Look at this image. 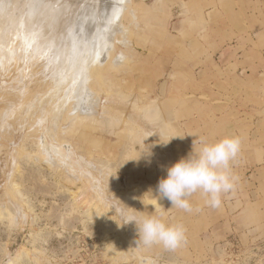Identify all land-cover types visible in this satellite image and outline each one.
Listing matches in <instances>:
<instances>
[{"label": "rangeland", "instance_id": "1", "mask_svg": "<svg viewBox=\"0 0 264 264\" xmlns=\"http://www.w3.org/2000/svg\"><path fill=\"white\" fill-rule=\"evenodd\" d=\"M210 1L131 0L74 93L47 78L36 90L43 59L22 84L0 61V264H264V0ZM236 43L255 63L240 78L220 55ZM226 136L241 143L219 206L200 191L190 211L156 203L167 167ZM149 214L184 227L179 248L144 245L122 223Z\"/></svg>", "mask_w": 264, "mask_h": 264}, {"label": "bare ground", "instance_id": "2", "mask_svg": "<svg viewBox=\"0 0 264 264\" xmlns=\"http://www.w3.org/2000/svg\"><path fill=\"white\" fill-rule=\"evenodd\" d=\"M130 3L131 0H0V61L4 66L15 65L19 69L23 75L17 80L22 84L28 78L29 68L43 59L44 75L38 82V91L45 85L44 78L49 79L48 90L50 82L53 90L63 87L61 94L74 93L80 85L87 89L99 70L104 46L111 41V16ZM116 31H121L120 24L115 26L112 35ZM97 50L98 56L85 67ZM60 83L63 84L59 86ZM85 92L93 109L97 97ZM43 97H46L43 102L48 101L46 94ZM89 111L91 115L95 112ZM45 151L52 159L53 154L60 153V148L46 144Z\"/></svg>", "mask_w": 264, "mask_h": 264}, {"label": "clouds", "instance_id": "3", "mask_svg": "<svg viewBox=\"0 0 264 264\" xmlns=\"http://www.w3.org/2000/svg\"><path fill=\"white\" fill-rule=\"evenodd\" d=\"M240 143V139L235 136H226L214 143L201 139L198 151L192 148L187 156L167 167L166 175L158 180L156 186V203L159 204L160 198H166L171 202V207L190 211L187 197L200 191L207 196L211 206H219L221 193L233 187L228 167L229 162L239 153ZM120 212L123 216V209ZM122 223H133L138 239L144 245L159 244L167 250H175L185 241L182 225H168L150 214L139 221L129 217Z\"/></svg>", "mask_w": 264, "mask_h": 264}, {"label": "crops", "instance_id": "4", "mask_svg": "<svg viewBox=\"0 0 264 264\" xmlns=\"http://www.w3.org/2000/svg\"><path fill=\"white\" fill-rule=\"evenodd\" d=\"M228 2L230 3L233 1L228 0ZM210 3H216V1L213 0V1H210ZM198 4H203V2L199 1ZM207 17L209 16L207 15ZM245 52H248V51H246L245 49H241L240 43L232 44L222 50L220 55L224 58H228L226 60V64H228V67L234 69L231 72L233 76H238L237 75V71H238V73L240 72V75L238 76L240 78L242 75L241 73L242 71L249 70L250 72V70L254 68L255 66L254 62L244 60ZM212 54L214 56V52ZM213 65H214V62H213ZM209 89H210V92H207L206 94L210 96L211 98H213L215 94L213 86H210Z\"/></svg>", "mask_w": 264, "mask_h": 264}]
</instances>
